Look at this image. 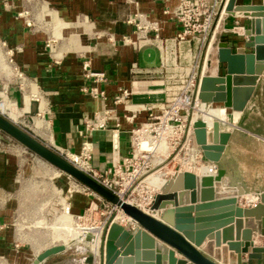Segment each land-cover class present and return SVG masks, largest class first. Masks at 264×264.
Listing matches in <instances>:
<instances>
[{"label": "water", "instance_id": "obj_1", "mask_svg": "<svg viewBox=\"0 0 264 264\" xmlns=\"http://www.w3.org/2000/svg\"><path fill=\"white\" fill-rule=\"evenodd\" d=\"M228 0L208 48L199 100L245 112L264 76V0L260 5H238ZM230 17L248 18L244 46L224 42ZM195 140L205 161L215 164L216 176L200 177L179 173L163 194L157 195L152 210L162 212L155 219L121 200L109 189L79 170L35 135L0 114V132L69 176L104 202L121 209L136 222L133 232L113 223L103 239L101 264H264V192L251 208L238 205L245 193L223 187L228 176L221 167L229 133L219 123L212 129V142L203 122H196ZM65 252L62 246L45 251L35 264ZM244 256H247L245 259ZM86 264H93L91 255Z\"/></svg>", "mask_w": 264, "mask_h": 264}, {"label": "crops", "instance_id": "obj_2", "mask_svg": "<svg viewBox=\"0 0 264 264\" xmlns=\"http://www.w3.org/2000/svg\"><path fill=\"white\" fill-rule=\"evenodd\" d=\"M261 3L262 0H238L237 2L238 5H260ZM175 5V0H83L78 8L80 11H87L89 15L91 12L93 21L85 15L78 28L69 32V35H81L73 45L64 44L61 45L62 48L45 32L29 30L27 25L10 20L8 26L11 29L14 28L10 32L8 40L14 50L13 60L31 81L32 84L28 83L29 88L35 86L41 92H39V96L44 100L43 111H41L42 104L39 103L41 100L35 102L37 105L34 107L37 106V111L43 113L45 117L49 133L47 140L51 144L73 154L80 153L85 136L84 119L92 118L106 105L103 99L90 94L89 91L94 88L105 93L108 99L107 105L113 103V96L121 88L132 89L138 93L132 97V102L135 104H152L164 100V93H160L163 89L160 77L134 78L130 72L134 62L139 63L143 68L158 69L161 63L159 50L151 48L148 51L137 53L132 47L124 46L121 39L124 36L133 35L134 26L127 24V19L137 13L159 23L158 34L161 38H176L180 33V28L166 14ZM248 22V18L230 17L224 33V41L228 43L229 47L235 50L244 46L247 38L234 32L236 29H243V31L248 29ZM64 25L68 26V24ZM231 33L237 35H230ZM17 49H21V51L18 52ZM85 61L91 62V70L94 73H104L107 82L97 84L94 79L87 78L83 69ZM262 80H264V76L245 112L241 113L242 115H235L223 108L220 116L209 114L211 119L208 120L220 121L221 131H229L231 135L221 162V167L228 174L222 180V185L227 188L235 182L236 189L239 190L241 187L245 191L246 195L237 198L238 205L245 209L260 202V194L264 192V166L256 164L251 168L242 166L238 162V156L245 151L242 142L252 140V134L240 128L239 125L244 114L250 109H252V116H256V112L260 108V98L264 96ZM0 95L8 102L6 96L1 93ZM9 96L13 99H22L15 88L9 89ZM31 107L33 106L30 105V111ZM211 108H222V106L212 105L207 109L208 113ZM30 111L26 115L30 114ZM119 112L122 114V107H119ZM228 112L230 114L229 121L226 122L224 117ZM132 128L133 126L124 124L115 132L106 130L96 131L92 134L90 140L93 147L92 164L96 169L103 170L113 164L122 163L129 156ZM253 137L254 144L264 148V139L258 136ZM252 156L255 161L258 159L257 152ZM202 164L214 168L212 163L202 161ZM216 168L218 169V167ZM216 168L215 173L210 175L216 176ZM9 170L13 171L14 169L9 168ZM3 172L0 162V178L4 177ZM197 176H209V174ZM9 187L13 188L11 180ZM75 195L74 204L77 203L76 198L78 197V194ZM247 198H251L252 201L248 203ZM91 202L92 199L88 198V205ZM160 213L162 212L160 211ZM1 219L2 213H0V221ZM9 240H11L10 235ZM3 246L1 243L0 247ZM1 250L4 251V248ZM66 252L50 257L44 264L58 261ZM244 258L246 259L247 256Z\"/></svg>", "mask_w": 264, "mask_h": 264}, {"label": "rangeland", "instance_id": "obj_3", "mask_svg": "<svg viewBox=\"0 0 264 264\" xmlns=\"http://www.w3.org/2000/svg\"><path fill=\"white\" fill-rule=\"evenodd\" d=\"M82 3L83 0H0V93L6 96L8 102L1 95L0 101L5 103L4 115L8 118L11 114V106L13 103L16 104L22 114L18 125L33 135H35L32 131L34 119L39 115L43 119L45 117L43 113L37 111V106L34 107L37 105L35 102H27L25 95L30 93L28 82L25 79H19L11 64L14 50L8 39L14 27L11 29L8 25L10 20L19 21L22 25L31 23L29 30L45 32L52 40L57 41L59 47L64 44L73 45L81 34L79 36L69 35L70 30L78 28L85 15L93 21L91 12L89 15L87 11L79 10L78 6ZM247 25L250 27V22ZM230 35L237 34L231 33ZM149 49L151 48H144L142 51ZM262 83L264 84V80ZM11 88L19 92L21 100L9 96ZM34 88L31 94L40 95V91L36 90L35 86ZM39 103L42 104V101ZM30 105L33 106L31 111ZM43 107L44 105L42 110ZM222 109L211 108L209 114L218 117ZM29 111L30 114L26 115ZM229 115V112L225 113L226 122L229 121ZM190 119L188 122L177 123L175 136L172 139L166 137L165 144H161L163 146L159 149L160 153L154 157L158 167L155 166L153 171L155 173L149 176L151 178L147 177L153 183L149 189H137L133 195L135 199H138V195L141 197L153 195L155 198L164 193L175 176L184 171L189 172L204 166L203 168H207L209 175L215 173L213 166L202 164V161L207 162L202 152L197 146L194 147L196 144L193 140H188ZM239 127L250 132L252 140L242 142L245 151L238 156V162L242 166L251 168L256 164L264 166V148L254 144L253 140V136L264 139V96L260 98V108L256 116H252V109H250L242 117ZM35 136L54 150L55 146L47 140L48 138ZM255 152L258 155L257 162L252 156ZM0 159L4 171V177L0 178V213L3 219L0 222L3 224L8 216H15L16 235L19 239L18 245H20V247H11L13 244L10 240L8 241V237L15 234V229L11 227L5 232V236H1V243L5 242L9 247H0V264H34L38 255L56 246H63L67 252L51 264H86L88 256L93 254L88 251V246H90L88 244L95 243V241H98L97 255L93 254L95 264H101L102 239L99 242L97 236L103 223L109 218V213L104 206L94 200L93 196H89L80 184L64 174L61 175L59 171L18 143L13 140L10 142L2 132H0ZM9 168L14 170L11 171ZM154 174L155 176L152 177ZM156 177L158 181L155 180ZM10 180L13 181V188L9 187ZM75 194H78L76 204H74ZM88 198L92 199L89 205ZM250 201L252 199L247 198V202ZM120 221L121 225L127 224L124 217ZM3 248L4 251L1 250Z\"/></svg>", "mask_w": 264, "mask_h": 264}, {"label": "built area", "instance_id": "obj_4", "mask_svg": "<svg viewBox=\"0 0 264 264\" xmlns=\"http://www.w3.org/2000/svg\"><path fill=\"white\" fill-rule=\"evenodd\" d=\"M175 1L176 5L166 14L180 28V33L176 38H161L158 34L159 23L137 13L127 19V24L135 28L133 35L124 36L121 39L124 46L132 47L137 53L144 48L159 50L161 63L158 69L143 68L139 63L134 62L130 72L134 78L160 77L163 83L160 93H164V100L152 104H135L132 102V97L138 93L132 89L121 88L113 96V103L107 105L108 99L105 93L94 88L89 91L90 94L103 99L106 105L92 118L84 119L85 136L80 153L73 154L70 151L54 147V150L63 158L109 189L121 200L134 202L133 206L153 217L158 213L152 210L157 196L154 198L151 194L149 197L138 195V199H135L133 195L139 188L149 189L151 187L144 181L155 173L153 171L155 166L158 167V163L154 157L160 153L159 149L165 144L166 137L172 139L177 129L176 124L192 119L195 107L202 103L199 100V91L208 48L228 2V0ZM27 26L31 27L32 24L28 23ZM17 50L21 51V49ZM11 64L20 80L25 79L32 84L13 60ZM83 69L86 77L94 79L97 84L107 82L104 73H94L91 70L90 61L84 62ZM38 101L37 98L33 100V102ZM119 107H122V114L119 112ZM124 124L133 126L130 133L131 151L129 156L122 163L113 164L103 170L96 169L92 164L93 147L90 141L92 134L96 131L106 130L115 132ZM7 139L12 141L8 137ZM161 144L163 145L161 146ZM84 191L89 196H93L109 213V218L103 223L100 231L103 240L114 222L113 218L118 212L117 208L104 202L87 189ZM132 198L134 199L132 200ZM15 219L14 215H10L3 224L0 222V242L1 236L7 230H10L11 227L16 228ZM125 219L127 224L123 228L126 230L133 232L139 228L136 222L130 221L128 217ZM14 232L15 234L10 237L13 244L11 247H20L16 229ZM3 245L9 247L5 242ZM44 263L45 261L41 264Z\"/></svg>", "mask_w": 264, "mask_h": 264}, {"label": "bare ground", "instance_id": "obj_5", "mask_svg": "<svg viewBox=\"0 0 264 264\" xmlns=\"http://www.w3.org/2000/svg\"><path fill=\"white\" fill-rule=\"evenodd\" d=\"M223 12V11H222ZM234 33H238L240 36H245V31H243V29H236L235 30V32ZM31 86H33V85H31ZM34 86L33 87H31V89H30V93H28V94H26L25 95V98H26V100H27V102L28 103H30V102H32L33 100H36V99H34V98H38L39 100L41 99L40 98V96L39 95H36V94H31V93H33V91H34ZM37 90V89H36ZM37 93V92H36ZM2 100V99H1ZM5 100V99H4ZM41 101H42V106L44 105V100H43V98L41 99ZM46 101V100H45ZM212 105H207V104H204V103H201V104H199L198 106H196L195 107V111H194V115H193V117H192V119H191V124H190V128H189V131H188V134H187V137H188V140L190 139V141L191 140H193L194 142H195V146L194 147H198L199 149H200V151L202 152V150H201V148L197 145V143H196V140H195V134H194V130H195V127H194V125H195V123L196 122H203L204 124H205V126H206V128H207V130H208V142L209 143H211L212 142V129H213V126H214V124L215 123H219L220 124V121H217V120H214V121H208V120H210L211 118H210V115H209V113H208V110L207 109H209V107H211ZM218 106V105H217ZM222 108H224L225 110H227V111H231L233 114H235V115H242L241 113H238V112H234V111H232V110H229V109H226L225 107H223L222 106ZM5 103L3 102V101H0V114H2V115H4V111H5ZM45 110V109H44ZM10 111V110H9ZM43 111V110H42ZM5 116V115H4ZM6 117V116H5ZM21 117H22V114H21V112L17 109V106H16V104L15 103H13V105L11 106V114H10V116H9V118L8 119H10L12 122H14V123H16V124H18V122H19V120L21 119ZM207 121V122H206ZM220 128H221V124H220ZM32 131H33V133L35 134V135H37V136H41V137H44V138H49V133H48V126H47V123H46V121L43 119V117H38V118H35L34 119V121H33V124H32ZM221 133H229V131L228 132H222L221 131ZM25 149V148H24ZM194 149V148H193ZM196 149V148H195ZM41 159V158H40ZM42 160V159H41ZM44 161V160H43ZM45 162V161H44ZM46 164H48V165H50L49 163H47V162H45ZM214 165V168H216V165L215 164H213ZM51 166V165H50ZM53 167V166H52ZM204 167V166H203ZM199 168L198 167V169L197 170H192L191 172H193V173H195V174H197V175H206L207 173H208V170H207V168ZM54 169H56L55 167H53ZM57 170V169H56ZM189 170V169H188ZM57 171H59V170H57ZM186 172V171H185ZM185 172H183V173H185ZM191 172H189V173H191ZM59 173L61 174V175H63V173L62 172H60L59 171ZM182 173V172H181ZM216 174H217V168H216ZM65 175V174H64ZM155 176V174L154 175H152V177H154ZM209 176H213V175H209ZM69 177V176H68ZM159 177V176H158ZM158 177H156L155 178V180L156 181H158ZM202 177H204V176H202ZM207 177V176H206ZM70 178V177H69ZM149 178H151V177H149ZM149 178H146L145 179V181H144V183H146L147 185H149V186H151V184L153 183L152 181H150V179ZM161 184V183H160ZM153 186V185H152ZM162 186H164L163 184H162ZM239 188V187H238ZM239 191L240 192H242V193H245V191L240 187L239 188ZM163 194V193H162ZM244 195H246V194H244ZM244 195H242V196H244ZM242 196H240V197H242ZM70 199V198H69ZM127 204H129V205H135V203L134 202H132V201H125ZM117 213H116V217L114 218V222L113 223H115V222H118V223H116L117 225H120L121 227H124V225H121V218L122 217H124V218H126L127 216L124 214V212L121 210V209H119V208H117ZM146 214V213H145ZM148 215V214H147ZM150 216V215H149ZM161 216H162V213H160V212H158L156 215H155V217H153V216H151V217H153V218H155V219H158V220H160L161 219ZM128 219L131 221L132 219L131 218H129L128 217ZM122 221H124V220H122ZM133 221V220H132ZM134 222V221H133ZM112 223V224H113ZM99 233H100V231H99ZM98 233V236H97V240H99V242H100V234ZM86 242V241H85ZM98 241H95V243H91V244H88V245H90V246H88V251L91 253H93L95 256L97 255V252H98V243H97ZM86 245V244H85ZM87 246V245H86ZM56 247H58V246H56ZM63 247V246H62ZM90 247V248H89ZM54 248V247H53ZM79 248V247H78ZM103 248V240H102V247H101V249ZM50 249H52V248H50ZM66 249V248H65ZM49 250V249H48ZM81 250V249H80ZM87 250V249H86ZM103 250V249H102ZM47 251V250H46ZM45 252V251H44ZM43 254V253H42ZM42 254H40V255H38L37 256V259H38V257H40ZM93 254H92V257H93V264H95L96 263V260H95V258H94V256H93ZM35 264V263H34ZM104 264H105V256H104Z\"/></svg>", "mask_w": 264, "mask_h": 264}]
</instances>
